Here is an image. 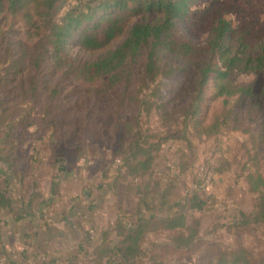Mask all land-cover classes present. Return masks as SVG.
<instances>
[{"label":"trees","instance_id":"1","mask_svg":"<svg viewBox=\"0 0 264 264\" xmlns=\"http://www.w3.org/2000/svg\"><path fill=\"white\" fill-rule=\"evenodd\" d=\"M196 1L0 0V143L3 155L0 160L8 165L7 170L12 171L15 161L17 127L23 129L31 124L32 110L27 115L21 113L23 105L37 109L39 122L47 125L49 135L56 131L51 100L60 92L57 86L50 90L48 100L38 105L46 88L41 82L46 66L50 69V77L59 75L66 84L74 80L102 81L97 88L100 94L124 82L118 110L119 116L122 112L128 113L117 122L121 135L114 155L120 157L125 176H130L139 194V207L130 218H116L110 227L116 239L95 248L98 259L95 264H101L103 259L104 264H166L169 254L194 243L198 222L189 223L188 212L201 210L208 198H204L199 189L192 190L166 214L159 215L157 209L162 212L163 208L154 204L153 196L159 183L145 177L150 175L155 153L162 143L186 137V129L191 127L197 135H210L228 126L229 122L234 123L233 129L240 128L242 122L235 109L251 96L252 87L235 84V78L239 74L264 72V39L251 43L245 34L236 32L227 19L218 18L203 42L187 34L182 23L188 19ZM72 41L79 51L100 54L93 59L73 54L68 50ZM115 41L117 43L107 49ZM177 59L197 63L199 67L195 70L194 90L188 102L173 107L165 100L163 88L166 87L164 80L177 72H186L185 68L171 62ZM134 80L139 85V94L147 91L141 99L127 95ZM16 91L20 93L17 101L13 99ZM231 97H235V103L228 106ZM218 98H222L223 108L205 125L201 108L207 107L209 102L205 105L206 101ZM152 110L175 127L166 128L163 135L149 134L143 129L141 119L148 117ZM180 117L183 127L176 128ZM190 120L192 124L188 125ZM1 175L6 179L5 173ZM247 180L255 195L253 209L240 211L234 225L260 227L263 249L255 251L236 242L234 246L208 252L201 264H264V177L258 166L250 170ZM8 193V188L0 186V228L7 223L13 210L14 203ZM40 194L35 192L34 198L28 199L27 211L13 215L15 221L44 215L41 210L49 201ZM153 231L170 232L168 242L144 248L146 236ZM101 236L102 242L105 235L102 239ZM92 240L94 242L95 237L86 228L76 251L66 258V264H85V260H90L87 264H94V256L85 255L83 245L84 241L92 243ZM1 249L4 253L3 246Z\"/></svg>","mask_w":264,"mask_h":264},{"label":"rangeland","instance_id":"2","mask_svg":"<svg viewBox=\"0 0 264 264\" xmlns=\"http://www.w3.org/2000/svg\"><path fill=\"white\" fill-rule=\"evenodd\" d=\"M218 18L229 20L235 31L245 34L251 43L264 39V0H197L182 26L191 38L203 42ZM68 50L84 59H93L100 54L79 51L73 41ZM171 62L185 68L186 72L175 73L164 80L166 87L161 85L160 88H163L169 106L180 107L188 102L194 90L195 70L199 64L178 59ZM44 71L41 82L45 83L46 88L38 105L42 106L48 100L50 90L57 86L60 92L51 100L56 131L49 135L47 125L39 122L37 109L23 105L21 113L27 115L32 110L29 116L31 124L16 129L12 171L7 170L8 165L0 160V186L9 189L8 195L14 203L10 212L13 215L28 210L26 204L28 199L34 198L35 192L41 193L43 199L49 201L43 207L45 212L42 219L56 212L63 218L64 212L71 215L70 212L77 206L79 212L74 215L82 223L85 222L95 237L92 243L83 242L84 254L93 255L95 264L98 262L95 248L116 239V235L110 231L116 218H130L139 207V194L135 192L130 176H125L120 157L114 155L121 135L117 122L128 113L122 112L119 116L118 110L124 82L100 94L97 88L102 81L88 83L74 80L66 84L59 75L50 77L48 66ZM234 82L252 87L251 96L241 102L239 109H235L242 126L233 129L234 123L229 122L228 126H222L210 135H197L194 128L186 129V137L162 143L155 153L150 175L145 177L159 183L153 195L154 204L163 208L162 212L157 209L156 213L164 215L199 185L196 179L201 178V168L212 173L209 188L200 189L202 196L208 198L207 204L199 211L188 212V222H198L197 238L190 247L169 254L165 259L166 264H201L208 252L234 246L236 242L255 251L263 249L260 227L238 228L234 222L239 218L240 211L250 212L253 209L255 195L250 191L247 180L250 170L258 166L264 177V72L239 74ZM137 87L139 85L134 80L127 95L133 94L141 99L147 91L141 95ZM18 95L20 93L16 91L13 96L15 101L19 99ZM207 103L200 113L205 125L223 108L222 98L204 104ZM234 103L235 97L228 99V106ZM141 123L143 129L152 135H163L166 128L175 127L162 120L155 110L148 117H143ZM190 124L191 120L188 121ZM177 127H183L182 117L177 120ZM1 150L0 143V157L3 156ZM1 173H5L7 180L3 179ZM81 230L83 233L86 228L81 227ZM109 232L111 234L106 236ZM101 234V239L105 235L102 242L99 238ZM169 234L168 231L150 232L142 246L148 248L167 243ZM9 240L8 245L14 244L12 237ZM75 247L77 249V243ZM89 261L83 262L87 264ZM104 263L105 259L101 264Z\"/></svg>","mask_w":264,"mask_h":264},{"label":"crops","instance_id":"3","mask_svg":"<svg viewBox=\"0 0 264 264\" xmlns=\"http://www.w3.org/2000/svg\"><path fill=\"white\" fill-rule=\"evenodd\" d=\"M41 211L44 213V208ZM76 212H79L77 206L71 215L64 212L63 218L56 212L44 219V215L36 214L16 221L13 214L9 215L7 223L0 228V264H22L23 261L27 264H66L68 255L76 251L75 245L82 236L81 227L87 228L85 222L74 215ZM11 237L15 242L8 245Z\"/></svg>","mask_w":264,"mask_h":264},{"label":"built area","instance_id":"4","mask_svg":"<svg viewBox=\"0 0 264 264\" xmlns=\"http://www.w3.org/2000/svg\"><path fill=\"white\" fill-rule=\"evenodd\" d=\"M200 171H201V174H200L201 178L196 179V183H199V185L195 186V189H199V190L200 189H208L209 185H210L209 184L210 180L212 178V173L207 169L205 170L204 168H201ZM197 173H198V170H197ZM195 189H193V190H195Z\"/></svg>","mask_w":264,"mask_h":264}]
</instances>
